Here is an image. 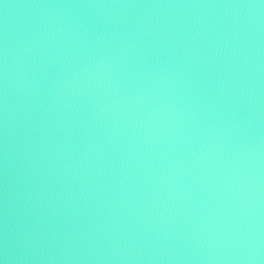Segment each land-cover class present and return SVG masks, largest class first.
Segmentation results:
<instances>
[{
	"label": "water",
	"instance_id": "obj_1",
	"mask_svg": "<svg viewBox=\"0 0 264 264\" xmlns=\"http://www.w3.org/2000/svg\"><path fill=\"white\" fill-rule=\"evenodd\" d=\"M102 264H264V0H47Z\"/></svg>",
	"mask_w": 264,
	"mask_h": 264
}]
</instances>
